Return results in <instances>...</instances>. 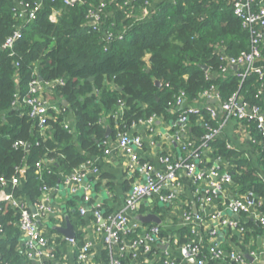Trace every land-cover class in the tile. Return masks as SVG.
I'll return each instance as SVG.
<instances>
[{
	"label": "trees",
	"instance_id": "trees-1",
	"mask_svg": "<svg viewBox=\"0 0 264 264\" xmlns=\"http://www.w3.org/2000/svg\"><path fill=\"white\" fill-rule=\"evenodd\" d=\"M17 1L36 2L39 9L35 19L21 27V37L13 47L2 48L20 23ZM101 3L99 23L86 25L89 11ZM54 11L55 21L50 19ZM249 48L250 34L229 0H82L69 5L63 0H0V193H11L26 206L33 205L43 185L52 191L73 173L84 172L90 156H102L110 138L129 132L151 116L178 119L181 109L175 102L181 94L184 106H194L204 91L215 88L219 102L235 94L264 110V94H258L259 89L264 92V76L249 73L242 79L220 73L222 54L238 56ZM32 78L42 83L63 80L62 85L44 92L54 108L50 106L43 128L21 102ZM199 108L200 114L189 116L186 122L199 137L193 148L206 133L204 123L219 124L204 107ZM70 114L72 124L68 123ZM247 125L254 140L255 165L217 137L210 151L233 166L229 174L236 196L252 191L261 202L258 210L264 213V141L254 123ZM17 141L25 147H14ZM14 176L19 177L17 185L11 184ZM186 212H191L189 207ZM18 219V209L0 200V264H34L21 243ZM249 224L264 232L258 221ZM166 236L162 229L159 238ZM74 239L79 247L82 235L76 233ZM189 239L190 227L183 226L179 242ZM173 240L169 238V243ZM57 243L50 242L55 256L52 264L62 261ZM154 253L155 249L139 261V256L135 259L126 252L118 261L146 264ZM110 259L107 247L92 257L94 264H110ZM221 261L236 264L228 256ZM218 262L209 259L207 264Z\"/></svg>",
	"mask_w": 264,
	"mask_h": 264
},
{
	"label": "built area",
	"instance_id": "built-area-1",
	"mask_svg": "<svg viewBox=\"0 0 264 264\" xmlns=\"http://www.w3.org/2000/svg\"><path fill=\"white\" fill-rule=\"evenodd\" d=\"M81 1L63 0L68 5ZM126 1L130 2L131 0ZM229 3L232 4L233 12L240 19L242 27L250 34V48L249 51L238 56H226L222 54L221 60L224 62V65L220 69V73L225 74L230 68L234 67L236 69L235 75L242 79L249 73H256L260 77H263L264 69L257 66L255 62L257 59L264 58V4L260 0H229ZM15 8L17 9L16 16L20 20V23L15 31L6 37L2 48L11 49L13 47L14 43L21 37V27L25 23L35 19L39 5L36 2L17 1ZM103 8L104 3H101L96 10H90L86 25L95 27L99 23L100 13L103 11ZM56 16L57 12L54 11L50 15V19L55 21ZM205 75L209 77L208 73ZM55 84L62 85L63 80L56 79L42 83L39 78H32L28 82L26 96L21 98L23 105L28 108L29 116L34 118L41 128L45 125L48 110L52 105V102L49 101L44 92L46 89H51ZM258 94L263 95V89H259ZM17 98L19 97L16 96ZM200 98L206 101L218 100L219 95L215 88H210L204 91ZM175 105L181 109L178 116L179 123L185 124L189 116L200 114L198 106H184L182 94L177 97ZM52 107L54 108L53 105ZM204 108L209 112L211 119L219 122L218 127H211L208 123H204L203 127L206 133L201 137L196 147L193 148L191 142L182 143L183 158L175 160L167 155L160 156L159 162L164 165L165 170H160L147 161L140 162L138 150L142 147V138L139 135H131L129 132L119 134L117 146L123 155L128 158L130 166L140 165L144 171L143 179L132 183L128 189L124 204L120 210L104 216L99 204H89L91 199L89 195L90 185L83 184L82 188L85 193L82 198L83 204L79 207V211L81 213H85L86 211L91 213L95 232L102 235L104 247H107L111 252L110 264H119L118 257L126 252H130L132 257L136 259L140 254L149 252L153 244L164 240V238H159L162 231L160 224L142 226L134 221H130L126 217L125 212H138L139 202L143 198L152 195H157L163 202H172L176 198L174 188L177 184V173L180 171L184 172L185 176L194 182L202 180L204 176L198 170L197 162L200 161L205 152L210 150L211 142L217 137L221 128L228 121L235 120L246 125L247 123H254L255 129L264 141V110L259 104H251L238 99L235 94H232L226 101H220L217 107L213 104H207ZM218 111H220V115ZM155 118V116H151L145 121H140V123L147 122L151 124ZM251 142L253 143L254 140L251 139ZM17 146L25 147V143L17 141L14 143V147ZM107 152L108 149L106 148L104 153ZM87 164H90V162L88 161ZM36 166L38 168L41 167V163H36ZM92 170L96 171V168ZM85 176L86 172H75L65 178L63 182L66 185H70L72 190H76L80 187ZM215 179L211 182L210 188L206 190L204 196L206 201H211L217 195L220 191L221 183H231L229 172L221 176L220 179ZM1 181L4 183L3 179ZM18 181V176L11 178L12 185H17ZM41 191V197L46 196L50 192L49 188L45 185L41 187ZM41 197L33 204L37 211L35 215L31 213L30 206H26L20 198L14 197L11 193H0V200H8L13 207L18 209V225L28 257L36 264H52L51 262H54L55 256L50 250L49 238L42 233L38 226V218L45 216L58 220L59 214L51 205L46 204L45 199ZM259 205H261V202L256 201L255 194L249 191L246 195L229 200L225 205L224 211L246 215L252 210H257L256 220L264 230V213L258 210L257 207ZM220 216L221 212L215 217L221 218ZM196 218L191 212L184 214V226L190 227L192 239H189L185 243H180L176 239L174 240V244L178 246V252H180L184 260L193 259L196 264H207L209 259L221 261L225 256H228L230 261L236 264H250L244 257V253L242 256L239 251H233L232 249L227 253L212 238L211 243L206 244V246L201 237L197 238L198 230L194 224ZM220 224L233 226L243 232L246 230L238 220L220 219ZM213 231V229L210 230V234ZM135 232L136 236L131 238L130 235ZM124 240L126 243H123ZM68 241L77 245V240L74 238L68 239ZM161 243L165 245V248L162 250L163 259L159 264H176V260L171 257L170 251L167 248L166 241ZM248 254L251 257L257 256L255 251H250ZM260 254L264 256V248ZM93 255L89 241L82 240V244L78 247V261L84 264H94L92 261Z\"/></svg>",
	"mask_w": 264,
	"mask_h": 264
},
{
	"label": "crops",
	"instance_id": "crops-1",
	"mask_svg": "<svg viewBox=\"0 0 264 264\" xmlns=\"http://www.w3.org/2000/svg\"><path fill=\"white\" fill-rule=\"evenodd\" d=\"M260 1L264 4V0ZM255 64L264 69V58L257 59ZM235 72L236 69L232 67L225 74L233 75ZM195 103L194 106L199 107L211 105L210 101L202 98H199ZM213 105L217 107L219 101L217 100ZM218 113L220 115V111ZM198 122L196 121V124ZM68 123H73L71 114L68 115ZM129 133L142 138V147L138 150L140 162L147 161L160 170H165L164 165L159 162L160 156L167 155L172 159L179 160L184 157V152L181 149L182 143H194L199 140V137L192 131L191 124L179 123L178 119L165 120L164 117H156L151 124L147 122L136 124ZM118 138L119 135L108 140L107 153L102 156H90V164H87L84 169L86 176L79 188L72 190L70 185L61 181L46 196L41 197L59 214L58 220L45 216L38 218V226L42 233L49 238L50 242L58 241L62 261H56L57 264H78V246L70 243L62 234L53 230L54 226H65L67 221L75 234H81L82 240L89 241L94 255H99L104 248L102 235L97 234L94 230L91 213L79 211L85 193L82 188L83 184L90 185L89 195L93 204H99L103 215L106 216L122 208L126 193L132 183L140 181L144 177V171L140 165L130 166L128 158L117 146ZM217 138L230 149L242 153V156L253 165L256 164L257 156L252 146L248 125L230 120L221 128ZM93 168H96V171H93ZM197 168L204 176L197 182L188 179L182 171L177 173V184L174 188L176 198L172 202H163L157 195L145 197L139 202V208L143 212L138 213L151 212L158 215L161 218L160 227L167 235L164 240H159L160 243L153 244L149 252L140 254L139 261L147 259L148 253L155 249L153 258L145 263L155 264L158 262L162 256V250L165 248L161 242L166 241L167 248L171 257L176 260V264H196L178 257L176 253L178 246L174 244L175 239L179 241L180 230L185 225L184 214L189 207L192 215L197 217L194 223L198 230L197 238L201 237L205 245L211 243L212 238L221 248L228 247L239 252L242 249H245V252L255 251L257 256L252 257L253 260L249 263L264 264V256L260 254L264 248V232L254 230L249 224L251 221L256 223L258 211L252 210L246 215L239 214L238 218L234 217L231 211H224L226 203L237 197L234 187L229 183H221L220 191L211 201L204 199L211 182L215 178L220 179L221 176L233 169L231 163L213 156L212 151L209 150L197 162ZM219 212H221V218L215 217ZM220 219L238 220L241 225H246L247 235L246 230L243 232L233 226L221 225ZM212 229L214 231L210 234ZM215 229L217 230L215 231ZM169 238L174 239L173 244L168 242ZM21 243H23L22 236ZM218 263L223 262L219 261ZM34 264L36 263L34 262Z\"/></svg>",
	"mask_w": 264,
	"mask_h": 264
},
{
	"label": "water",
	"instance_id": "water-1",
	"mask_svg": "<svg viewBox=\"0 0 264 264\" xmlns=\"http://www.w3.org/2000/svg\"><path fill=\"white\" fill-rule=\"evenodd\" d=\"M204 69H206V67H203ZM40 81L42 79H39ZM158 85L159 82L154 80ZM217 99H213L210 101L211 104L216 103ZM63 105H67V102L65 100L62 101ZM110 132L109 127H107V132L106 135H108ZM28 148V145H26V149ZM82 168V166H81ZM216 180V179H215ZM30 211L32 214H37L36 209L34 208L33 205H30L29 207ZM126 217L130 220V221H134L142 226L148 225V224H160L161 223V218L151 212H146V213H138V212H129L126 211L125 212ZM234 217L238 218L239 217V213H233ZM53 230L57 231L58 233L62 234L65 238L67 239H72L75 236V232L72 228V226L70 225V223L67 221L65 226H54ZM177 256L182 258L180 252H176ZM244 257L248 260V261H252L253 258L248 254V252H244ZM183 259V258H182ZM190 261L194 262L193 259H190Z\"/></svg>",
	"mask_w": 264,
	"mask_h": 264
}]
</instances>
